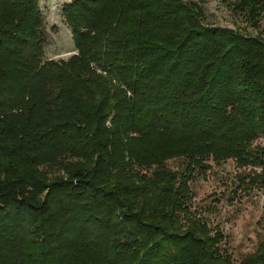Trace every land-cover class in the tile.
<instances>
[{
	"label": "trees",
	"instance_id": "1",
	"mask_svg": "<svg viewBox=\"0 0 264 264\" xmlns=\"http://www.w3.org/2000/svg\"><path fill=\"white\" fill-rule=\"evenodd\" d=\"M204 1L69 0L53 59L37 0H0V264H264L190 207L210 163L264 187V37ZM221 1L259 28L264 0Z\"/></svg>",
	"mask_w": 264,
	"mask_h": 264
},
{
	"label": "rangeland",
	"instance_id": "2",
	"mask_svg": "<svg viewBox=\"0 0 264 264\" xmlns=\"http://www.w3.org/2000/svg\"><path fill=\"white\" fill-rule=\"evenodd\" d=\"M69 0H37L43 16L46 43L43 57L65 59L74 53L70 32L60 14V7ZM196 2V0H184ZM203 23L227 26L241 33L264 37V11L259 17V28L249 26L243 19L231 14L221 0H205L201 4ZM256 143H262L257 138ZM179 159H170L167 165L177 168ZM248 168H237L226 159L210 163L204 175L189 181L192 192L191 209L225 235L226 248L233 261L254 249L256 241L264 235V187L240 183L237 176ZM246 182V180L244 181Z\"/></svg>",
	"mask_w": 264,
	"mask_h": 264
}]
</instances>
